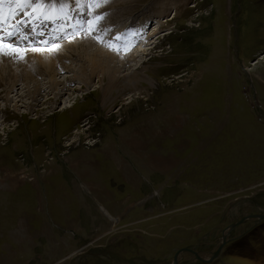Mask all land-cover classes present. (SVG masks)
<instances>
[{"label":"rangeland","instance_id":"1","mask_svg":"<svg viewBox=\"0 0 264 264\" xmlns=\"http://www.w3.org/2000/svg\"><path fill=\"white\" fill-rule=\"evenodd\" d=\"M128 1L65 0L68 18L21 23L27 38L6 42L53 50L64 41H53V27H70L62 33L74 38L95 14L103 19L93 26L111 37L151 12L147 36L156 43L138 66L154 84L137 98L127 90L104 100L97 75L80 88V78L65 76L87 77L89 67L72 53L70 68L54 70L66 94L41 87L33 100L28 93L53 76L45 58L0 51V264H172L178 252L181 264H264V219L228 229L264 213V0ZM9 5L15 0L0 12ZM25 11L0 23L1 33ZM67 99L74 109L63 112ZM139 131L142 151L181 162L163 171L162 158L153 168L136 153L107 155L119 139L116 151L133 153L127 139ZM224 239L217 257L196 256H213Z\"/></svg>","mask_w":264,"mask_h":264},{"label":"bare ground","instance_id":"2","mask_svg":"<svg viewBox=\"0 0 264 264\" xmlns=\"http://www.w3.org/2000/svg\"><path fill=\"white\" fill-rule=\"evenodd\" d=\"M129 1H131V0H129ZM132 1H134V0H132ZM68 3H69V1H68ZM134 8H137V6L136 5L131 6L129 4L126 7V10L130 11ZM152 9H154V8H152ZM156 9H158V8H156ZM161 11L159 10L157 12L161 13ZM79 14H81V13H79ZM155 14H156V12H155ZM151 15H152V13L150 12L149 17L143 16L142 23L137 25L136 28L124 31L122 33L124 36L121 35L120 33H118V34L115 33L111 37H108V35H105V32H104L105 29L102 28V26H100V27L93 26L95 28V30L90 31L89 25L88 26L85 25L83 23L81 17H79L78 19H81V21L77 27H74L75 35L73 36L74 38H72V37L70 38L71 40L67 39L65 34L62 33L64 30H67V29L71 30L70 27L69 28L53 27V29L50 31V33L52 35L49 34L51 38L55 39L53 41H59L62 39L64 40V41H61L58 44H56L55 45L56 47H53L54 48L53 50H51V49H23V48H19L21 46L18 47V46H15L12 44L14 46V48L19 49L20 52H26V53L36 52L39 55H41L42 57H44L45 62H46L45 63L46 66L44 68V71L49 72L50 74L51 73L53 74V76L51 77L49 85H47L48 82L46 83L45 87L43 85L42 86L38 85V86H36L34 93L30 91L28 94L32 97L33 100H36V97L39 94V91L42 90L41 87H43L44 90L48 89L47 92L53 93L56 91V93H54L55 97L60 95V94H62V95L66 94V91L68 90V88L67 89L63 88L64 86L62 84H63V82L65 83L64 79L58 81L55 77H56L57 73H59L60 69L70 68V67H68L66 62H68V60L70 61L72 58L71 54L75 53L78 58L84 59L83 61L88 65L89 68L86 69L85 67H83V70L81 72L82 74H85V76H87V77H81L78 75L76 76V74H74L75 72L73 74H71L69 71V73H67V75L65 76L66 78H68V77H73V79L80 78L79 79V80H81L80 84H83L80 88H83L87 85L86 83H88L87 82L88 79L97 75L99 77V80H101V79L105 80L104 86H101L102 87L101 90H102V93L104 96V100L107 101V100L111 99L115 92L119 93L122 91L124 93L127 90L130 91L132 99L137 98L136 95L138 93L142 94V91L145 90V88H146L145 85H149V84L153 85L154 84L152 78L149 76V75H151V74H149L150 71H147V68L144 67V69H143L141 67L142 71L139 70L140 66L142 64H144L146 61V59H144L145 58L144 55L150 54L151 52L149 50L154 48V44L156 43V41H151V38L149 37L150 35H153V33H151V34H149V36H147V30L148 29H146V25H147V23H149V25H151L152 18H153V17H150ZM84 16H87V15H85V13H84ZM84 16H82L83 19H84ZM157 18L158 17L154 18L155 22L156 21L158 22V25L156 27H160L161 23H159L160 20H158L159 18L158 19ZM144 19H145V21H144ZM49 21H51V20H49ZM45 22H47V21H45ZM84 26H86V29H84ZM124 28H125L124 25L121 26V28L119 29L120 30L119 32L123 31ZM84 30H85V32H84ZM155 30H158V28ZM1 31H0V33H1ZM34 31L36 32V28L34 29ZM80 32H82L84 34H82V33L80 34ZM106 33H107V29H106ZM76 35H77V37H75ZM117 36L121 37L122 39L117 40L116 39ZM10 38L11 37H7L6 40H9ZM15 38H17V40L23 39V38H21L20 35L15 36ZM43 40H46V39L44 38ZM50 40H52V39H50ZM66 40H69V41H66ZM98 40L100 41L99 44H101V45L95 44V42ZM136 42L137 43L141 42L142 43V44H140L141 47L135 49V51L133 49V51H132L131 48L134 45V43L137 44ZM11 43H13V42H11ZM110 45H115V47H110ZM143 46H145V47H143ZM95 47H96V49H94ZM133 48H134V46H133ZM202 49L203 48H201V50ZM0 51L1 52H8V51L12 52L10 50H0ZM14 53H16V52H14ZM39 55H38V57L42 58ZM201 55L202 54L200 52L198 54H194V56H196V58L200 57ZM177 58H179V57H177ZM140 63H141V65L138 66ZM128 64H130V65H128ZM127 65L129 68H131V71L128 70V72H125L124 68ZM54 70H56L55 72H57V73H55ZM86 70L89 72L87 73ZM65 84H67V83H65ZM58 85H60V86L57 87ZM14 88H16V87H14ZM12 89H13V87L11 88L10 92L14 91V89L13 90ZM137 90H140V91L136 92ZM63 91H65V92L63 93ZM139 96H141V95H139ZM72 102L73 101H71V99L65 100L63 107L61 108V111L67 112L69 110H73L74 109V106H73L74 103H72ZM178 119L179 118L176 119V123H178V121H179ZM144 127H146V129H143V130L148 129L145 124H144ZM134 133H132L130 135V137L127 139V141H128L127 145L132 146V148L134 149V152H137L135 150L139 149V148L142 149L144 144L140 145V143H139L137 136L140 135V132L136 133L135 135H134ZM143 136H145V135L142 134V137ZM143 142H144V140H143ZM10 183L12 184V186H16V183H18V181L16 180L15 183L13 181H11ZM34 186L37 188L38 184L35 183ZM182 255L183 254H180V253L178 255L179 263H180V260H182V258H183ZM198 255H196V256H198ZM211 258H212V254L209 257H205V259L204 258L203 259L209 260ZM181 263H183V262H181Z\"/></svg>","mask_w":264,"mask_h":264},{"label":"snow or ice","instance_id":"3","mask_svg":"<svg viewBox=\"0 0 264 264\" xmlns=\"http://www.w3.org/2000/svg\"><path fill=\"white\" fill-rule=\"evenodd\" d=\"M4 3L5 0H0V7H2ZM88 7L97 8L100 7V4L96 2V0H92ZM26 9H31V11L24 12L25 17L27 18L26 20L9 24V26L3 29V32L0 33V50L19 52V49L14 48L12 44L6 42V38L20 35L21 38L26 39L27 37L23 35L20 28L21 23H32L34 26H36V21L43 23L48 20L55 22L57 19H66L68 18L69 5L65 2V0H61L59 5H57L55 0L47 5L42 3L41 0H36L35 4H33L32 0H15L14 9L11 5H9L8 15H4L2 12H0V23H7L9 16L14 17L16 11ZM102 19L103 16L94 14V19L87 22L89 24L90 31H94L95 28L93 25L98 26L99 21ZM116 39L119 40L120 37L117 36ZM110 47H115V45H110Z\"/></svg>","mask_w":264,"mask_h":264},{"label":"crops","instance_id":"4","mask_svg":"<svg viewBox=\"0 0 264 264\" xmlns=\"http://www.w3.org/2000/svg\"><path fill=\"white\" fill-rule=\"evenodd\" d=\"M178 126V125H177ZM156 131H158V130H156ZM166 130H163L162 132H159L158 131V133H156V134H162V133H164ZM139 132H142V131H139ZM153 133V132H152ZM163 135H165V134H163ZM152 137H153V135H152ZM120 140V139H119ZM115 141V151L114 150H109V151H107V155L108 156H112L113 154L114 155H118V156H121V157H126V158H128V157H130V158H134L133 157V155H135L134 153H136V154H138L139 156H140V158H142V159H146L147 161H146V164L149 166H151V167H155V168H157L156 167V165H154L153 166V164H152V162H151V160H153V161H155V160H159V159H163L164 161H165V164L166 163H168L167 165H166V167L165 168H157V169H163V171H165V170H167V171H169V170H171L172 168H174V167H176L178 164H179V162H181V159H179V158H177L175 155H173V154H169V155H166V156H155V155H151L149 152L148 153H144V151H142L141 149H136L135 151H137V152H134V149L132 148V146H126V147H129V148H131V150H132V152L133 153H131V154H129V153H127V155H124V154H120L119 152H117L116 151V149L117 148H119V142H121V141ZM152 140V139H151ZM110 146H111V144H110ZM113 152V153H112ZM144 157H146V158H144ZM128 174V173H127ZM128 178V177H127ZM246 264H249V263H246Z\"/></svg>","mask_w":264,"mask_h":264},{"label":"water","instance_id":"5","mask_svg":"<svg viewBox=\"0 0 264 264\" xmlns=\"http://www.w3.org/2000/svg\"><path fill=\"white\" fill-rule=\"evenodd\" d=\"M249 218H259V219H264V213H262V214H256V215H251V216H247V217H245V218H242V219H240V220H238V221L232 223V224L230 225L229 229L232 230V229L236 228V227L239 226L240 224L246 222ZM225 242H226V239H224V241L222 242V244L220 245V247L214 252L212 258L217 257V256L220 254V252H221L223 246L225 245ZM186 249H190V248H186ZM179 253H180V252H178V253L175 255V258H174V261H173L172 264H180L179 261H178V255H179ZM194 253H195V252H194ZM195 254H198V253L196 252ZM197 257H198L199 259L204 260V259H203L201 256H199V255H198Z\"/></svg>","mask_w":264,"mask_h":264}]
</instances>
